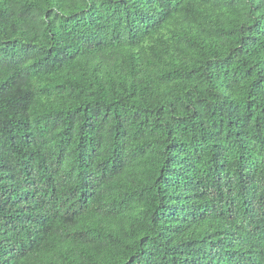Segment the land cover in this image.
Masks as SVG:
<instances>
[{"label": "trees", "instance_id": "obj_1", "mask_svg": "<svg viewBox=\"0 0 264 264\" xmlns=\"http://www.w3.org/2000/svg\"><path fill=\"white\" fill-rule=\"evenodd\" d=\"M0 264H264V0H0Z\"/></svg>", "mask_w": 264, "mask_h": 264}]
</instances>
